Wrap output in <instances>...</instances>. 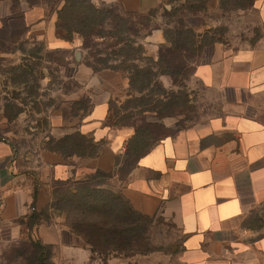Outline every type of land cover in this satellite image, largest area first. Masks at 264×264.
Instances as JSON below:
<instances>
[{
    "label": "rangeland",
    "instance_id": "rangeland-1",
    "mask_svg": "<svg viewBox=\"0 0 264 264\" xmlns=\"http://www.w3.org/2000/svg\"><path fill=\"white\" fill-rule=\"evenodd\" d=\"M38 2L45 4L49 15L56 14L58 5L54 4V0ZM183 4L185 0H166L151 13L134 14L131 17L134 22L133 40L144 46L149 55L156 56L161 44L159 41L165 42L167 24L172 19L175 20L172 14L178 9L179 17ZM11 5L12 8L18 7L19 3L11 1ZM103 7L112 12L117 11L114 6ZM118 14L127 18L120 12ZM188 19L200 34L197 41L203 48L190 55V59L186 58L188 61L184 60L182 66L180 60L185 51L180 48L181 51L176 55L178 65L174 67L180 73L160 76L157 79V90L161 93L154 97L163 102L158 111L125 121L118 118L123 113L121 107L131 98L129 83L128 86L113 87L96 78L90 80L85 76L79 79L78 70L89 69L94 72L86 64L89 55L82 49L79 36L74 35L71 46L62 48L67 50L66 54L53 51L57 48L34 35L21 36L18 30L0 40V142L12 146L10 160L12 159L13 171L16 175H21L20 179H24V184H36L38 188H45L48 194L53 193L56 180L51 175V157L63 159L70 165L76 163L77 158L80 159L76 155L62 156L54 152V149L71 152L74 139L79 140L77 133H83L81 124L88 117L87 113L96 101L103 98L109 99L110 112L106 126L112 131L111 136L96 141L91 133L86 135L100 145V154L109 150L112 145H118L121 153L116 155L110 171L102 170L105 172H98L101 169L90 167L91 158H84L83 164L87 166L83 173L86 175L81 180H87L94 186L101 185L114 192H121L120 188L128 173L136 167L140 159L133 152L136 148L144 155L159 140L183 129L202 125L220 114L218 91L205 87L202 79L197 78L196 71H199L201 77L208 78L213 63L215 69L220 70L221 65L217 62L224 53L264 49V0H257L254 6L243 10L225 9L220 0H213L204 10L188 16ZM105 29L108 30V26ZM42 44L49 52L44 50L35 57L30 56L29 53H36ZM78 51L81 53L80 58L77 57ZM28 63L31 64L32 77L24 78L20 68ZM185 63L189 67L185 68ZM65 64L68 65L64 68ZM171 68L174 69L169 65V69ZM71 76L73 79L69 78ZM25 79L27 84L23 83ZM163 92L173 94L175 103L172 101L168 104L169 101L166 104V99L161 96ZM135 97L138 94L133 93V98ZM136 103L138 102L133 101L132 105ZM79 107H85L88 111L85 112ZM115 114H119L117 119ZM125 134L128 137L124 140ZM68 136H74V139L61 141ZM12 174L15 176V173ZM76 179H70V184L74 185ZM58 193L59 197L63 195L60 190ZM128 202L134 211L131 212L129 206L118 207L122 214L121 223H118L119 214L115 208L109 209L103 216L110 225L121 224L126 229L121 234H108L109 245L113 248L119 247V251L91 252L80 238L78 245L86 247L90 253L84 264H184L183 236L175 223L163 215H144L129 200ZM67 211L63 206V211L51 210L44 217L50 224L67 226L68 219L65 217L71 218L74 215L63 213ZM94 214L91 219H95ZM246 226L264 232V207L251 214ZM16 242L9 240L7 233L0 236V264H37V251L33 245L25 242L19 248V245L15 246ZM47 248V259L43 264H81V258L76 253H69L62 247Z\"/></svg>",
    "mask_w": 264,
    "mask_h": 264
},
{
    "label": "crops",
    "instance_id": "crops-1",
    "mask_svg": "<svg viewBox=\"0 0 264 264\" xmlns=\"http://www.w3.org/2000/svg\"><path fill=\"white\" fill-rule=\"evenodd\" d=\"M93 1L119 5L125 12L148 13L166 0ZM17 9L20 19L13 17L11 25L19 35H34L55 48L71 46L57 38V15H49L46 6H30L24 0ZM15 13L11 1L3 0L0 28L3 19ZM217 63L220 70L211 64L208 78L199 71L196 76L205 87L218 91L220 114L159 140L138 160L120 190L142 214L163 215L175 223L183 236L184 264H264V232L246 226L251 214L264 207V49L226 52ZM77 76L103 80L113 87L129 83L124 75L109 69L99 73L81 69ZM108 100L96 101L81 124L82 132L91 133L96 141L108 139L112 133L106 126ZM127 137L123 135L124 140ZM120 153L119 146L112 145L90 159V167L110 171ZM12 154V146L0 142V236L7 233L16 242L30 234L18 221L30 215L34 203L37 210L46 207L51 195L40 186L34 199L36 184L26 185L16 175ZM51 158L52 179L85 177V159L77 158L70 165ZM31 237L43 246L78 254L81 264L90 256L86 247L78 245L80 237L65 225L40 223Z\"/></svg>",
    "mask_w": 264,
    "mask_h": 264
},
{
    "label": "trees",
    "instance_id": "trees-1",
    "mask_svg": "<svg viewBox=\"0 0 264 264\" xmlns=\"http://www.w3.org/2000/svg\"><path fill=\"white\" fill-rule=\"evenodd\" d=\"M2 1L3 0H0V3ZM11 1L20 4V2L24 0ZM25 1L29 3L30 6L40 4L38 0ZM212 1L213 0H185V4L182 5V9L180 10V18L178 17V9L176 13L174 12L172 14L175 20L172 19L167 24L166 33L164 35L165 42L159 45L156 56L149 55L144 46L139 45L133 40L134 22L131 17L136 13L125 12L116 4L109 5L117 8L116 12H112L109 11L108 8L103 7L106 6V4H97L93 0H54V4L56 6L58 5L55 10L57 15L56 36L61 40L71 43L74 41V35L79 36L82 41V49L87 51L89 55V57L86 58L88 67L92 68L95 73L107 69L113 70L121 73L128 79L129 87L131 88L129 96L133 98V93H136L138 97L128 99L126 104L121 107L123 113L120 111L122 114L120 118H118L119 114H115L114 117L115 119L118 118L124 121L131 120L132 118L136 119V117L140 115L156 112L160 108L161 103H163L162 100L160 101L158 98L154 97L161 93L157 90L159 86L157 84V79L160 76H173V74L178 75L180 73L178 69L174 68L175 65H178L176 55L178 51H181L180 48H183L182 51H185V55H183L185 59L181 58L180 60L181 66L182 62H185L184 60L190 59V55L197 53L203 48L197 41L200 34L197 33L194 25L189 21L188 16L204 10ZM256 2L257 0H220L221 6L229 10L247 9L254 6ZM17 8H19V6L12 8L13 12H16L14 16L3 19V27L0 28V40H4L5 36L8 37L9 33L17 31L14 26L11 25V19H20V12ZM152 11L153 9L148 13ZM118 12L122 13V15L127 18L122 17ZM105 26H108L109 29L106 30ZM206 43L207 42H205V45L207 46L208 44ZM45 48L46 46L42 44L36 50V53L29 54L35 57L39 52L46 50ZM21 50L23 52L25 51L23 48H21ZM53 51L63 52L64 54L67 52V50L62 48H57ZM45 52L49 51L46 50ZM57 63L60 64V62ZM187 64L185 63L183 66L185 68L189 67ZM66 65L68 64H65L64 68ZM169 65L174 68H171L172 71L169 69ZM20 69H22V76L24 78L32 77L31 64H25L24 68L21 67ZM69 78L73 79V76ZM23 83L27 84V79H25ZM172 95L163 92L161 96L166 99V104L169 101L168 104H171L172 101L175 103ZM133 101L138 103L132 105ZM93 107L94 105H92L87 115L91 113ZM79 108L85 112L88 111L85 107ZM73 137L74 136H68L61 141L64 142L69 139H74ZM76 137H78L79 140L76 141L74 139V148L70 153H67L63 149H54V152H58L62 156L76 155L81 159H92L100 155V145L95 144L93 138L81 132L77 133ZM153 146L148 148L145 154L149 152ZM137 150L136 148L133 152H135L139 158L145 155ZM98 172L105 171L99 170ZM69 181L70 180L55 181L50 203L41 210H37L34 203L30 215L26 219L24 218L18 221L21 225L29 229L30 234L28 238L25 237L17 241L15 246L19 245L18 247L21 248L20 244L30 242L37 251V264H43L47 259V247L49 246H43L39 240L34 241L31 237L32 231L35 226L40 223L50 224L44 217L45 214L51 210L63 211V206L68 210L63 213L74 214L71 218L70 216L65 217L68 219L67 226L75 235L85 242L91 252L103 253L104 251H119V247L113 248L109 245L110 239L108 237L118 232L121 234L126 229L121 224L114 226L110 225L109 221L103 218V216L109 209L114 210L115 208L118 210L119 214L117 216L118 223H121L122 214L119 213L120 208L118 207L129 206V208H127L131 212L134 211L127 198L124 197L121 192L106 190L101 187V185L94 186L88 183L87 180H74V185H71ZM59 190L63 194L61 197H59ZM37 193L38 186L36 185L34 194L35 200L37 198ZM93 214L95 219H91ZM139 217L142 216L139 215Z\"/></svg>",
    "mask_w": 264,
    "mask_h": 264
},
{
    "label": "water",
    "instance_id": "water-1",
    "mask_svg": "<svg viewBox=\"0 0 264 264\" xmlns=\"http://www.w3.org/2000/svg\"><path fill=\"white\" fill-rule=\"evenodd\" d=\"M80 56H81V53L78 51L77 52V57L80 58Z\"/></svg>",
    "mask_w": 264,
    "mask_h": 264
}]
</instances>
